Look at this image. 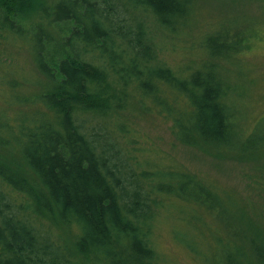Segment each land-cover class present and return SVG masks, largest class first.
<instances>
[{"label":"trees","instance_id":"obj_1","mask_svg":"<svg viewBox=\"0 0 264 264\" xmlns=\"http://www.w3.org/2000/svg\"><path fill=\"white\" fill-rule=\"evenodd\" d=\"M199 1L0 0V47L26 44L43 77L37 93H17L0 64L16 105L0 118V145L15 148L44 187L0 162V264H172L155 239L174 209L190 218L170 233L200 262L264 264L263 210L122 145L136 141L117 114L135 98L168 120L180 144L220 159L264 157V123L247 125L226 73L258 41L257 26L226 16L196 48L181 47L182 63L163 57L168 42L176 52L173 37ZM253 181L264 188V170ZM52 212L73 239L39 232Z\"/></svg>","mask_w":264,"mask_h":264},{"label":"rangeland","instance_id":"obj_2","mask_svg":"<svg viewBox=\"0 0 264 264\" xmlns=\"http://www.w3.org/2000/svg\"><path fill=\"white\" fill-rule=\"evenodd\" d=\"M51 2V0H41ZM237 16L248 20L252 26L258 27L259 39L255 45L236 56L235 62L229 65L226 73L234 87L236 104L244 114L248 126L254 122L264 123V2L256 0H200L197 4L194 18L192 17L180 36L173 37L177 45L176 52L166 45L168 51L163 52V57L168 59L170 64L182 63L178 52L181 47L196 48L197 41H201L204 35L212 32L216 24L226 16ZM0 64L10 83H16L17 93L30 95L41 89L40 81L43 77L37 70L29 54L28 47L21 41H8L0 47ZM9 82L5 80L0 83V118H8L16 111V105L8 103L13 95ZM117 118L130 125L133 130L136 143L123 141L124 148H136V155L147 161H158L168 164L172 160L182 165L183 168L195 174L215 180L246 200L252 202L259 209L264 211V188L261 184L255 183L253 177L264 170V157L259 161H238L235 159H220L207 155L197 148L180 144L173 136L170 124L165 117H161L153 108L144 110L142 104L135 98L128 102L124 111L117 114ZM115 138V133H112ZM125 157L122 158V160ZM0 162L10 170H13L21 178L30 175L29 170L21 154L10 146L5 148L0 145ZM149 164V163H147ZM23 179V180H24ZM26 183V181H24ZM32 184L41 191L44 187L37 179ZM25 191V190H24ZM5 197L10 200L12 197L4 189ZM23 198V197H21ZM24 203V201H23ZM173 214L178 220H187V213L174 211ZM53 218L41 221L37 227L42 235L47 232L51 236H60L56 243L62 242V236L66 239H73L64 226H61L55 213ZM169 218L166 223L158 228L155 239L157 249L164 255L165 259L172 264H204L199 260L201 255L191 254L183 246L180 237H173L170 230L177 226V219ZM180 221V220H179ZM172 226V227H171ZM206 230V229H205ZM207 231V230H206ZM50 237V236H48ZM199 259V260H198Z\"/></svg>","mask_w":264,"mask_h":264}]
</instances>
